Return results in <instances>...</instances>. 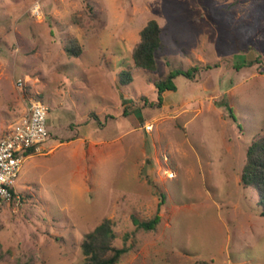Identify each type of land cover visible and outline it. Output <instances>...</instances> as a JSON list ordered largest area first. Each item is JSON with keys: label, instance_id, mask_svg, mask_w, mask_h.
Masks as SVG:
<instances>
[{"label": "rangeland", "instance_id": "374dc122", "mask_svg": "<svg viewBox=\"0 0 264 264\" xmlns=\"http://www.w3.org/2000/svg\"><path fill=\"white\" fill-rule=\"evenodd\" d=\"M151 19L154 71L132 56ZM197 65L159 105L154 81ZM27 94L49 107V137L0 209V264H84L82 241L107 218L128 248L117 264H264L262 206L241 182L264 133V0H0V124ZM157 212L155 229L139 226Z\"/></svg>", "mask_w": 264, "mask_h": 264}, {"label": "trees", "instance_id": "16d2710c", "mask_svg": "<svg viewBox=\"0 0 264 264\" xmlns=\"http://www.w3.org/2000/svg\"><path fill=\"white\" fill-rule=\"evenodd\" d=\"M163 28L156 19H151L140 31V40L133 49L132 56L136 68L149 71L157 70L160 51L164 48L162 39ZM66 51L70 55L79 56L82 53V46L78 40L71 37L66 45ZM259 57L242 63H236V68L250 67L255 63H259ZM200 66H193L188 70H172L163 78L156 79L154 84L159 89V101L162 103V93L165 90H176L177 86L174 83V78L180 74L188 78H193V75L199 72ZM122 81L129 83L133 80V75L130 70H125L122 73ZM232 116L234 113L232 111ZM235 117V116H234ZM248 156L246 164L243 168L241 182L246 188H254L258 192V202L262 206L261 214L264 216V133L258 134L248 148ZM163 202V201H161ZM160 202V205L162 204ZM161 221L159 212L156 215L145 221L139 222V226L145 230H153ZM117 234L113 228L111 219H105L94 230L87 233L82 241V252L86 257L84 264H117L122 256L128 251L126 247H118L114 244ZM208 264V263H195Z\"/></svg>", "mask_w": 264, "mask_h": 264}, {"label": "built area", "instance_id": "2783aa9c", "mask_svg": "<svg viewBox=\"0 0 264 264\" xmlns=\"http://www.w3.org/2000/svg\"><path fill=\"white\" fill-rule=\"evenodd\" d=\"M34 13L40 14L38 7ZM26 85L25 79H18L17 86ZM25 110L18 120L0 139V209L20 199L15 191L16 180L25 159L43 151V143L49 137V107L39 95H23Z\"/></svg>", "mask_w": 264, "mask_h": 264}, {"label": "crops", "instance_id": "0c3cea01", "mask_svg": "<svg viewBox=\"0 0 264 264\" xmlns=\"http://www.w3.org/2000/svg\"><path fill=\"white\" fill-rule=\"evenodd\" d=\"M22 98H23V95H22ZM23 101H24V99H23ZM12 107H13V106L11 105V108H12ZM9 127H10V126H8V127H4L3 124H0V129L2 130L1 133H0V138L3 137V136L7 133Z\"/></svg>", "mask_w": 264, "mask_h": 264}, {"label": "bare ground", "instance_id": "6f19581e", "mask_svg": "<svg viewBox=\"0 0 264 264\" xmlns=\"http://www.w3.org/2000/svg\"><path fill=\"white\" fill-rule=\"evenodd\" d=\"M170 176H175V173H174V172H171V173H170Z\"/></svg>", "mask_w": 264, "mask_h": 264}]
</instances>
